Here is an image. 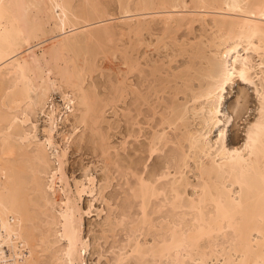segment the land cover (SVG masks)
<instances>
[{"label":"bare ground","instance_id":"obj_1","mask_svg":"<svg viewBox=\"0 0 264 264\" xmlns=\"http://www.w3.org/2000/svg\"><path fill=\"white\" fill-rule=\"evenodd\" d=\"M101 1L85 0L79 7L75 0H0V264H86L92 244L83 235V209L79 203L86 188L73 191L65 171L68 148H58L56 134L63 133L59 132L60 125L70 122L72 116L73 132L65 135L66 141L73 140L80 127L89 126L93 137L100 141L94 142L108 154L99 125L109 102L99 97L92 85L85 86L87 74L93 73L89 71L96 66H91L96 57L91 55L94 44L98 47L97 43L112 35L107 23L105 26L103 22L105 28H101V20L106 16L111 19ZM117 1L119 13L126 21L122 24L131 33L150 25L141 18L142 13L151 10L160 9V14L157 10L156 13L161 19H156L166 22V29L172 24L180 26L191 13L187 11V15L180 9L189 6L188 0ZM190 2L194 9L203 10L195 9V17L190 14L187 19H202L218 33L210 45L215 48L214 57H204L209 60L204 65L207 68L197 67L199 73L204 68L205 81L200 82L203 84L198 91H191L195 102L203 101L199 109L203 113L201 129L189 130L177 141L180 149L173 158L174 174L168 172L152 182L154 174L147 178L138 170H130L137 178L132 196L140 201L141 220L127 219L132 223L128 241L118 247L114 264H129L131 260L136 264H152L151 260L164 264H210L209 260L221 258L224 264H264V0ZM97 21L100 28L96 27ZM81 22L88 23L87 28L83 24L81 30ZM94 23L96 28L91 26ZM100 46L98 49L104 47L102 43ZM190 46V53L196 58L203 55L200 44ZM89 52L94 57L91 62ZM250 52L259 55V65L254 66ZM191 65L186 67L188 73ZM235 78L257 86L258 116L248 125L241 147L228 145L226 127L230 117L225 113L221 116L227 85H232ZM255 79L260 81V87ZM55 94H60L63 104L57 103ZM195 106L193 109L197 110ZM40 113L45 117L43 137L39 136L38 123L32 120ZM183 115H175L173 121L166 117L167 126L179 127L176 124L185 121ZM222 122L225 127L216 142L211 141L212 130ZM163 135L164 138L168 134ZM183 142L188 143L187 149ZM191 160L198 172L197 185H192L186 174ZM162 178L167 179L166 185L159 182ZM190 187L192 196L188 194ZM162 195L169 214L166 224L157 227L148 209L153 199ZM152 232L156 233L153 242H149L147 237Z\"/></svg>","mask_w":264,"mask_h":264},{"label":"rangeland","instance_id":"obj_2","mask_svg":"<svg viewBox=\"0 0 264 264\" xmlns=\"http://www.w3.org/2000/svg\"><path fill=\"white\" fill-rule=\"evenodd\" d=\"M102 1L101 4L103 3V6L107 7V12L110 14L109 18L111 17V19H108V16H106L105 20L107 19L108 22L104 19V21L101 20V28H105L102 27V25L104 26L105 24L106 26L107 23L108 26H106V28L108 27V29H110L109 32L112 35L111 37L107 36L108 39H110L109 41L107 37L106 39L103 38V42L101 41L102 47L104 46L105 48L103 47L98 49L101 43H97V45H99L98 47L96 44H94L96 46L93 47L95 52L93 51L91 55L93 54L94 57L96 56L95 58L90 55V52L88 53L90 57H87L91 58L90 62L94 58V61L91 62V66H96H93L94 68L89 71L93 73L87 74L85 86L88 87L89 85H92L91 87H94L96 94L99 92V97L109 102L107 103V108H104L102 121L99 125L100 130L104 133L106 138L105 144L109 150L108 154L104 153V149L100 147L99 143L94 142V139L98 141L99 138L97 136H95V138L93 137L89 126H87L88 128L86 126L82 128L80 127V130H78V132L73 135V140H70L71 142L66 141L64 138L65 135L73 132L72 122L75 120L72 116H70V122L60 125L59 132H63L64 134H56L58 148L60 150L66 148V146L68 148L67 155L65 157L67 162L65 165V171L73 191L77 192L78 188H86V190L81 193L82 197L79 202L83 209V235L87 240L90 241V245L92 244L89 247V252H87L85 257L86 264H114L113 260L116 257L114 254L116 255L119 252V250H117L119 249L118 247H122V245H124L123 242L128 241L127 237H129V229L132 226L131 222L141 220L140 201L139 199L137 200L132 196V188L136 185L137 178L133 177L134 175L130 170H138L136 171L138 174H142L147 178L151 177V175L153 176L154 174L156 177L153 176L152 182H156L158 177L164 174L166 175L168 172L174 174L175 161L173 158L175 157L174 155L178 154V149H180L178 143L183 139L182 136H184L189 130L201 129V124L199 121H201L203 113L199 109L203 101L201 100L195 102L192 98L193 94L191 95V91H198L201 88L200 85L202 86L205 81L204 68H207V66L204 67V65H207V61H209L206 60V58L209 56L208 58L211 60L215 53V48H211L210 46L211 40L214 39V35H218L217 31H213L214 29L212 24L207 22L208 25L210 24L208 27L206 22L204 23L202 19L199 20L202 21V24L197 21V18L196 22L198 23L194 22L195 18H190L191 20L187 19L190 17V14L192 18V14L195 17V14L198 12L196 10L200 9H196L195 7V10V5L191 4L190 0H188V9L186 7L185 9L180 8L182 9L181 11L184 13L186 12L187 15L188 13H191L188 15V17L186 14H183V16L185 17L186 15L187 18L182 20L184 21L183 24L179 23V27H175L172 24L170 25L171 28L168 25L166 29V26L163 25L166 24V22L164 23L162 20H159L161 19L159 18L160 16H158V14H160L158 13L160 12V9H156L158 14L154 9V11L151 10L148 11L149 13H144L146 18L142 13L145 20H143L142 15H140L142 17L141 20L143 22L150 23L151 26L147 25L145 26L146 29L144 27L141 30L142 32L133 31V33L124 28L125 26L123 24H125L126 21L124 20L125 17H122L123 14L119 13L121 12L119 1ZM83 2H85V0H75V5L80 7L84 4ZM202 10L200 9L199 12ZM187 11L189 12L187 13ZM211 12H213V10ZM154 13H156V15ZM137 16H139V14ZM157 16L159 19H156ZM120 17L123 18V20L121 18L123 22L120 21ZM135 20L133 22H135ZM192 20L194 21L192 22ZM188 21L191 22L189 23ZM208 21L210 22V19ZM81 24H85L86 27V24L88 23L81 22ZM81 24H79V26L81 30H83L84 25L82 26ZM95 25L96 23L92 24L91 26H94V28L98 26L100 28L98 21L96 27ZM87 26L88 28H92L89 27L90 25ZM210 26L212 28H210ZM121 27L124 28H122L123 31L121 30ZM112 28L113 30H111ZM134 33L139 34L137 36V34ZM194 43L197 46L200 44L199 48L202 49L204 56L202 55L199 56V58H196L197 55L190 53L192 52L190 44L194 45ZM204 47L205 50L203 49ZM185 48L187 50H185ZM124 52L126 53L123 54ZM127 54L130 57L125 56ZM248 55L251 56L254 66L259 65L261 58L259 55H257V53L250 52ZM192 57H195L197 61L194 60V58L192 59ZM202 58L205 59L206 63ZM200 59L204 62H202ZM129 63H131L130 66L128 65ZM188 64L189 66L192 64V70L189 71L190 74L186 69ZM193 65H195V67ZM197 67L199 69L204 67L202 72L200 70L201 75ZM256 68H258V66ZM187 73L188 75H185ZM199 75L201 77H199ZM185 76H189L188 80ZM256 80L257 79H255L256 84L258 87H260V81L258 82V80ZM186 83L192 85L187 86ZM178 86H180V88ZM192 87L194 88L192 89ZM256 87L257 86L255 84L249 83L248 81H243L240 78H235L234 82H232V85H227L224 102L221 107L223 112V114L221 113V116L223 117L225 113L230 117V123L226 127V141L228 145L232 147L242 146L248 125L254 122L258 116V98L256 94ZM185 89L188 90L184 91ZM121 91L122 94H120ZM120 95H122V97ZM54 97L57 103L63 104L60 94H55ZM114 97L116 98V101L113 100ZM118 97H121V99ZM111 100L115 103H113ZM194 105H196L195 108H197L199 111L193 109ZM172 106L175 111L172 110ZM176 109H179L180 111H176ZM170 114L171 116L173 115L172 118ZM175 115H183L184 118H182L186 122L184 121L182 123L181 120H179L176 124V126L179 124V127H177L178 129L172 125H170V127L172 126L170 129L167 126V122L170 119L173 121L176 118ZM166 117L167 119L169 118L168 121L166 120ZM32 120L33 122L38 123L39 136L43 137V127L45 125V117L43 116V113L33 116ZM181 123L183 126L180 127ZM224 127V122L220 123L218 127H215L211 132L212 135L210 140L216 142L217 138L219 137L220 130ZM160 134H168L165 135L167 136L166 140L168 143L164 140L166 137L163 135V138ZM157 136L160 137L157 138ZM183 144V147L187 149L188 143L186 144L183 142ZM154 147L155 149H152ZM173 161L174 163H172ZM189 165L191 168L189 167L190 169H186L187 177L192 185H197L199 183L197 181L199 180L197 179L198 172L196 171L194 161L191 160ZM76 181H78V185H80V187L77 186ZM166 181V178H162L159 182L166 185ZM58 184L61 185L60 182ZM188 194L190 196L193 195L192 187L188 188ZM164 201L165 196L163 195L158 198H154L148 209L150 210L149 214L153 220V224L156 226L158 225L159 227L163 225L164 220L169 214V207H166V203L164 204ZM109 218L110 220H108ZM127 219L131 222L129 223ZM111 226L113 229L110 228ZM103 233L104 236L102 235ZM153 233L155 234L156 232H152V235L147 237L149 242H153ZM152 261L155 262V260H151L150 263L152 264L165 263L162 261H156L153 263ZM135 262V260L134 262L131 260L130 263L134 264ZM209 263L224 264L222 258L219 260H209Z\"/></svg>","mask_w":264,"mask_h":264}]
</instances>
